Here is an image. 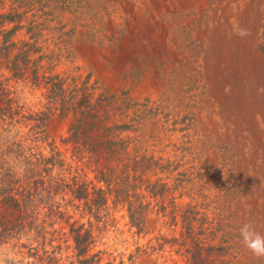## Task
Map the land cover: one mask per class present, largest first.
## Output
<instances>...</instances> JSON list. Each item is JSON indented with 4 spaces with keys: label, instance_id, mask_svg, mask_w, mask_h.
Masks as SVG:
<instances>
[{
    "label": "rangeland",
    "instance_id": "rangeland-1",
    "mask_svg": "<svg viewBox=\"0 0 264 264\" xmlns=\"http://www.w3.org/2000/svg\"><path fill=\"white\" fill-rule=\"evenodd\" d=\"M0 162V264H264V0H0Z\"/></svg>",
    "mask_w": 264,
    "mask_h": 264
},
{
    "label": "clouds",
    "instance_id": "clouds-1",
    "mask_svg": "<svg viewBox=\"0 0 264 264\" xmlns=\"http://www.w3.org/2000/svg\"><path fill=\"white\" fill-rule=\"evenodd\" d=\"M233 34L241 40H245L251 35V32L248 28L234 24ZM239 235L243 247L254 258L264 261V232L258 231L253 223L247 222L240 227Z\"/></svg>",
    "mask_w": 264,
    "mask_h": 264
},
{
    "label": "trees",
    "instance_id": "trees-1",
    "mask_svg": "<svg viewBox=\"0 0 264 264\" xmlns=\"http://www.w3.org/2000/svg\"><path fill=\"white\" fill-rule=\"evenodd\" d=\"M0 166H3V163L2 162H0ZM1 173H2V171H1V168H0V174ZM6 175L7 174H5L2 177V179H0V181L1 180H4L5 181V187L4 188H1V186H0V203L4 202V203H7L9 205L10 204H16V205H18V203L21 202V199L19 197H23V199L26 200L24 202L27 205L26 210H28L29 209V204H28L27 201L29 200V198L32 201L33 200V196H34L31 193L30 188L24 187L20 192L15 191V187H18V186H16L17 181L13 180V174L8 173L9 179L5 177ZM37 175L39 176L38 177L39 180L37 181V183H39L41 185H45L46 184V182H45L46 180L42 176V170L39 171ZM35 178H36V175H35ZM21 225L24 226L22 224V222H21V224L15 225L14 228H13V231L19 229V227H21ZM3 226H4L3 219H0V237H5V236L7 237L8 236L7 233L9 231V228L8 227H4L3 228Z\"/></svg>",
    "mask_w": 264,
    "mask_h": 264
},
{
    "label": "bare ground",
    "instance_id": "bare-ground-1",
    "mask_svg": "<svg viewBox=\"0 0 264 264\" xmlns=\"http://www.w3.org/2000/svg\"><path fill=\"white\" fill-rule=\"evenodd\" d=\"M152 2V1H151ZM132 13V12H131ZM243 58V57H242ZM233 66V65H232ZM240 74V73H239Z\"/></svg>",
    "mask_w": 264,
    "mask_h": 264
}]
</instances>
